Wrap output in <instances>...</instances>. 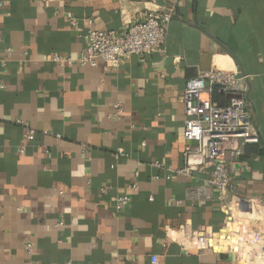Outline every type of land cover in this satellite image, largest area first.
<instances>
[{"label": "crops", "instance_id": "0c3cea01", "mask_svg": "<svg viewBox=\"0 0 264 264\" xmlns=\"http://www.w3.org/2000/svg\"><path fill=\"white\" fill-rule=\"evenodd\" d=\"M164 6L175 15L161 51L118 66L46 58L76 57L91 26L120 30ZM212 69L248 75L245 111L261 136L228 156L244 201L228 226L218 198L186 199L205 174L172 172L186 165L184 88ZM1 82L0 264H264V0H0ZM125 192L132 201L118 213ZM202 227L218 243L189 236Z\"/></svg>", "mask_w": 264, "mask_h": 264}, {"label": "built area", "instance_id": "2783aa9c", "mask_svg": "<svg viewBox=\"0 0 264 264\" xmlns=\"http://www.w3.org/2000/svg\"><path fill=\"white\" fill-rule=\"evenodd\" d=\"M174 15L173 6H164L156 10H145L140 17L133 19L120 30L97 29L91 26L83 35L85 46L79 55L73 57L53 52L46 58L62 67L74 64L95 66L100 60L118 66L125 57L150 55L161 51ZM70 22L73 25L77 24L75 18H71ZM12 51V48L7 49L8 57L2 59L3 65H6ZM0 87L5 88L6 84L1 82ZM248 91V75L223 69L204 71L190 78L183 91L186 115L183 133L186 140L184 149L186 165L173 169L172 172L189 177L196 172L205 174L199 183L187 188L186 199L192 203L206 204L218 198L228 208L230 218L226 222L227 226L235 221L234 210L244 205V201L232 193L233 175L228 156L232 160H237L244 154L247 145L261 141L257 127L251 123L250 114L245 111ZM214 94L228 97V102L220 105L214 103ZM122 112L121 103H116L110 116L119 118ZM16 122L27 129L31 128L26 120L18 118ZM33 138L34 133L30 129L28 139ZM121 155L123 151L119 150L116 156ZM210 162L212 168L207 166ZM111 188L110 184L105 185L101 187V191L106 193ZM130 188L135 190L138 185L133 183ZM131 201L130 194L119 193L114 198V208L120 213ZM170 201L181 202L175 198H171ZM189 236L199 238L205 247H211L220 239L215 232H208L205 227L194 232L189 231ZM26 249L29 253L32 251L31 243H27ZM64 264L77 263L68 260Z\"/></svg>", "mask_w": 264, "mask_h": 264}, {"label": "rangeland", "instance_id": "374dc122", "mask_svg": "<svg viewBox=\"0 0 264 264\" xmlns=\"http://www.w3.org/2000/svg\"><path fill=\"white\" fill-rule=\"evenodd\" d=\"M254 264H256V263H254Z\"/></svg>", "mask_w": 264, "mask_h": 264}, {"label": "water", "instance_id": "95a60500", "mask_svg": "<svg viewBox=\"0 0 264 264\" xmlns=\"http://www.w3.org/2000/svg\"><path fill=\"white\" fill-rule=\"evenodd\" d=\"M245 74V73H244Z\"/></svg>", "mask_w": 264, "mask_h": 264}]
</instances>
